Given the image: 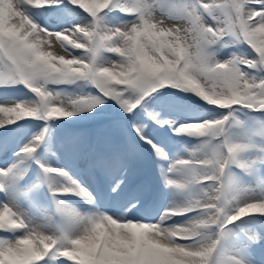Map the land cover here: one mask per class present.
<instances>
[{"label":"snow or ice","instance_id":"1","mask_svg":"<svg viewBox=\"0 0 264 264\" xmlns=\"http://www.w3.org/2000/svg\"><path fill=\"white\" fill-rule=\"evenodd\" d=\"M0 89V264H264V0H0ZM109 109L57 142L105 203L43 156L51 122ZM152 126L197 140L156 165V213L143 153L169 154Z\"/></svg>","mask_w":264,"mask_h":264},{"label":"rangeland","instance_id":"2","mask_svg":"<svg viewBox=\"0 0 264 264\" xmlns=\"http://www.w3.org/2000/svg\"><path fill=\"white\" fill-rule=\"evenodd\" d=\"M61 87H65L69 93H74L75 91H79V89H77L75 85H73V86H61ZM3 91H4L3 89H0V93H2ZM84 91H87V89H84ZM26 92H27L26 89H24L23 92H21L19 90H9L8 95L15 96L16 99H24L26 97L23 95V93H26ZM28 95H31V94L29 93ZM193 108H195V106H193ZM108 111L111 114L110 117H108V118H101V119L88 120V121H79L77 123H64V124H61L60 121H53V122H51V124H52V135H55L56 140H57L59 138L61 139L63 136H65L67 134H70V133H73L76 131L95 129V128L99 127L100 125L105 124L107 122V119H115L117 117V112H113V110H111V109H109ZM198 112H199V110L195 109L194 112H192L191 114H189L187 116V119L189 121H191L194 119L201 118L200 116H198L196 114ZM85 115H89V114H85ZM160 116L164 119L176 118L174 115H166L164 112H160ZM76 119L77 118H75V117L73 118V120H76ZM145 119H147V116H145ZM43 126H44L43 121H32L31 125L25 130V134L31 135L32 133L39 132ZM151 134L158 141H160L162 144L167 145L166 151L169 154V160L156 161V158L153 156V154L151 152H149L147 150L144 151L142 164L146 165L145 167H147L148 169H154L155 171H157L156 170L157 164L166 168L167 164L169 163V161L172 158L176 157L177 155H181V156L186 155L187 153L185 152V148L190 147V146H195L197 143V140L194 138L187 137V136L175 137L172 135L170 130L169 131H163V130L158 129V127H155V126L151 127ZM169 138H171V139H169ZM57 146H58V144H57ZM57 146L55 145V143L53 141V147L56 148V151H59ZM68 160H72V159L69 157ZM49 164H51L54 167L55 166L63 167V166L55 164V163H49ZM33 167H35V165H33ZM142 173L145 176V173L143 171H142ZM78 179H80L82 182L86 183L94 191V193L99 194L104 199L105 203L109 202V196H108L109 188H108V185L105 181L98 180V179L92 180V177H90L87 174H81V176H79ZM141 179L147 181L148 183L150 181L146 177L141 178ZM151 181H152V179H151ZM157 181L159 182L158 179H157ZM158 185H161L160 182L158 183ZM46 191H47V189H46ZM158 192L160 193V196L154 202V204L151 208V211L154 213L161 212L162 207H163V202L161 200L163 198V191H162V189H158ZM129 193H132L131 188H128L125 190V192L122 195V198H129L128 197ZM64 199L68 200V202L70 200V204L71 203L74 204V202H77V200H76L77 198H75V197H71V198L65 197ZM74 206H77V205L74 204ZM175 219L177 222H180L184 219V217H177ZM261 219H264V218H261ZM237 223H239V222H237ZM228 244L232 245V248L226 249V251L228 253L229 252L232 253V252H235L238 250V245L235 241H232ZM227 245L225 247H227ZM255 257L257 260H264V249H257V252H255Z\"/></svg>","mask_w":264,"mask_h":264},{"label":"bare ground","instance_id":"3","mask_svg":"<svg viewBox=\"0 0 264 264\" xmlns=\"http://www.w3.org/2000/svg\"><path fill=\"white\" fill-rule=\"evenodd\" d=\"M59 140H60V138L56 140L55 135H52V141H54V143H55L56 146H57V142H58ZM57 147H58V146H57ZM58 149H59V147H58ZM53 153H55V154H53ZM43 158H44L48 163H55V164H58V165H61V166H63V167L68 168V169L71 171V174L74 175V176H76L77 178H78L79 176H81V174H86V173L84 172L83 167H82L81 164H79V163H77V162H75V161H73V160H68L69 157L66 156V155L62 152V150H60V149H59V151H56V148H54V147H52V149H51L50 151L47 150V149H45V152H44V156H43ZM58 158H59V159H58ZM143 166H144V167H143ZM145 166H146V165L141 164V167H142L143 172L145 173V176H144V174L142 173V176L140 177V179L146 177L148 180H150V181H149V184L151 185L152 190H153L154 192H158V189H162V191H163V198H162L161 200H162V202H163V207H162V211H163L165 205H167V203H168V200H167V192H166V190H164V189L162 188L161 185H158V183H159V182L157 181V179H158V172L155 171L154 169H148V168L145 167ZM151 179H152V181H151ZM92 180H94V179L92 178ZM158 180H159V179H158ZM43 190L46 192V187H45ZM131 195H132V193H129V194H128V197H130ZM76 200L79 202V204H83L82 201H79L78 199H76ZM162 211H161V212H162ZM184 219H185V218H184ZM246 219H247V218H246ZM230 248H232V245H231V244H228L227 247H226V249H230ZM256 252H257V250H256ZM229 253H230V252H229Z\"/></svg>","mask_w":264,"mask_h":264}]
</instances>
